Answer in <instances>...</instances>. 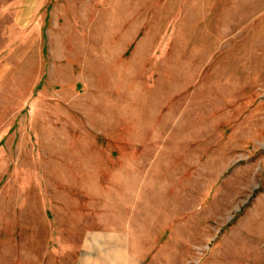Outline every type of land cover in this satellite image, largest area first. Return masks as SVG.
I'll return each instance as SVG.
<instances>
[{
	"label": "rangeland",
	"instance_id": "1",
	"mask_svg": "<svg viewBox=\"0 0 264 264\" xmlns=\"http://www.w3.org/2000/svg\"><path fill=\"white\" fill-rule=\"evenodd\" d=\"M110 230L264 264V0H0V264Z\"/></svg>",
	"mask_w": 264,
	"mask_h": 264
},
{
	"label": "crops",
	"instance_id": "2",
	"mask_svg": "<svg viewBox=\"0 0 264 264\" xmlns=\"http://www.w3.org/2000/svg\"><path fill=\"white\" fill-rule=\"evenodd\" d=\"M102 234V237L105 238L107 241L105 243V251L106 254L98 255L97 260L94 262L90 260L88 264H142L144 255L138 244H136L135 240L130 236V234H127L126 242L127 247L126 249L130 250L131 252V258L128 256L126 257L125 252L122 250V244L125 237L124 232L120 230H110L107 232H100ZM40 252L39 255L33 258V264H53L51 255L55 254L56 247L51 249L50 244L47 243V246L44 248V246H40ZM95 248V245H92V249ZM117 254L118 258L115 260L112 258V254ZM19 256V255H18ZM124 260V261H123ZM124 262V263H123ZM18 264H25V258L24 253L22 257L17 259Z\"/></svg>",
	"mask_w": 264,
	"mask_h": 264
}]
</instances>
